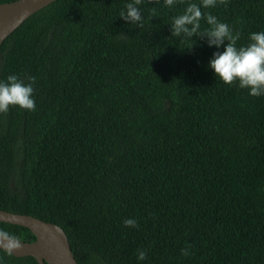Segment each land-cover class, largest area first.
I'll use <instances>...</instances> for the list:
<instances>
[{
	"label": "trees",
	"instance_id": "trees-1",
	"mask_svg": "<svg viewBox=\"0 0 264 264\" xmlns=\"http://www.w3.org/2000/svg\"><path fill=\"white\" fill-rule=\"evenodd\" d=\"M129 2L56 0L1 43L0 81L34 77L36 110L0 114V210L61 227L78 264H264V96L215 78L223 46L171 35L200 0H144L143 27L120 19ZM201 10L237 47L264 31V0Z\"/></svg>",
	"mask_w": 264,
	"mask_h": 264
},
{
	"label": "clouds",
	"instance_id": "clouds-1",
	"mask_svg": "<svg viewBox=\"0 0 264 264\" xmlns=\"http://www.w3.org/2000/svg\"><path fill=\"white\" fill-rule=\"evenodd\" d=\"M143 2L144 0H130L125 10L120 12V19L143 27V14L139 7ZM176 2L177 0H164L166 7H171ZM227 3L228 0H200L199 4L190 3L183 14L174 17L170 25L171 35L206 38L210 48L220 49L223 46V51L214 52L208 64L215 78H219L229 86L238 83L240 89L248 90L249 96H264V31L251 33L248 44L237 47L240 34H234L227 23L218 21L210 13L205 15L201 10L216 7L218 4L227 5ZM202 19H205L210 26L203 32L200 31ZM34 83V77L31 78V82L25 83L17 75H9L6 81H0V114H6L11 107L35 111ZM123 224L127 228L138 227L135 219H125ZM20 247L21 243L14 234L0 229V251L11 255ZM181 253L185 256L189 255L187 249H182ZM146 256L145 251L138 252L139 260H145Z\"/></svg>",
	"mask_w": 264,
	"mask_h": 264
},
{
	"label": "water",
	"instance_id": "water-1",
	"mask_svg": "<svg viewBox=\"0 0 264 264\" xmlns=\"http://www.w3.org/2000/svg\"><path fill=\"white\" fill-rule=\"evenodd\" d=\"M56 0H15L0 4V45L27 18ZM0 222L28 228L33 242H22L14 257H33L38 264H78L68 237L58 225L31 215L0 210Z\"/></svg>",
	"mask_w": 264,
	"mask_h": 264
}]
</instances>
